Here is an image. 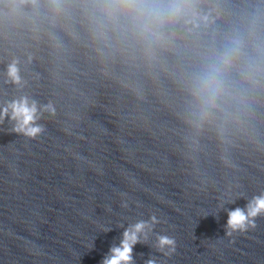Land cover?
Returning a JSON list of instances; mask_svg holds the SVG:
<instances>
[{"label":"clouds","instance_id":"clouds-1","mask_svg":"<svg viewBox=\"0 0 264 264\" xmlns=\"http://www.w3.org/2000/svg\"><path fill=\"white\" fill-rule=\"evenodd\" d=\"M102 5L105 14L110 18L115 19L120 14L125 15L136 34L148 43L161 38L162 33L159 29L164 24L183 15L182 0H102ZM186 23L192 24L193 27L198 26L195 16ZM237 51L238 47H230L216 62L210 64L194 78L192 92L202 110L207 111L216 106L224 90L223 69L230 64ZM18 63L19 61L13 60L7 66V76L14 83H20L21 80ZM43 110L54 111L50 104L44 106ZM41 115L35 101L29 103L27 97H22L0 110V122L7 117L15 122L14 132L35 139L45 130L44 126L38 123ZM234 202V200H223L219 207L223 208L224 204ZM123 206L127 207V205ZM225 211L227 212L226 236L246 235L257 227V219L264 218V192L253 195L243 208L235 207L231 210L225 209ZM160 222L155 215H151L147 220H138L129 224L124 229L119 244H113L110 247L101 264H135L134 246L146 242L149 234ZM154 247L157 252L168 257L175 253L176 241L168 235L156 234ZM145 264H157V261L155 258H150Z\"/></svg>","mask_w":264,"mask_h":264}]
</instances>
